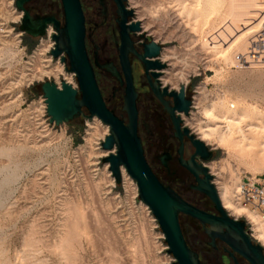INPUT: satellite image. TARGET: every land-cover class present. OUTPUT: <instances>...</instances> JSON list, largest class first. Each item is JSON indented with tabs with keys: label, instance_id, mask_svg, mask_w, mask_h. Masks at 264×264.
Returning <instances> with one entry per match:
<instances>
[{
	"label": "rangeland",
	"instance_id": "obj_1",
	"mask_svg": "<svg viewBox=\"0 0 264 264\" xmlns=\"http://www.w3.org/2000/svg\"><path fill=\"white\" fill-rule=\"evenodd\" d=\"M199 1L127 0V7L162 48L160 61L166 68L161 83L176 92L185 89L191 109L181 119L213 154L208 167L217 193L225 187L229 206L240 207L235 197L243 179L264 181V70L240 69L234 57L246 51L262 24L241 37L232 28L251 10L252 0ZM14 3L0 0V264H172L135 183L127 176L116 185L102 163L114 153L101 148L106 126L83 116L58 127L49 124L40 86L65 81L76 89L77 83L49 55L51 33L32 39L18 30L21 13ZM85 3L86 14H91L93 3ZM51 5L55 11L61 7L59 0ZM92 31L90 22L87 35ZM92 40L87 44L90 55ZM98 84L108 107L122 114L123 93L113 96L114 80L100 73ZM148 105L141 97L140 119ZM150 109H156L154 103ZM223 118L240 119L231 127V139L220 142L217 135H203L212 130L224 134ZM238 127L252 139L244 147L229 142H238ZM138 136L157 177L184 199L195 200L161 171L156 146L141 130ZM226 212L245 222L246 213ZM179 222L191 243L189 218L180 216ZM246 227L254 235L253 225Z\"/></svg>",
	"mask_w": 264,
	"mask_h": 264
},
{
	"label": "water",
	"instance_id": "obj_2",
	"mask_svg": "<svg viewBox=\"0 0 264 264\" xmlns=\"http://www.w3.org/2000/svg\"><path fill=\"white\" fill-rule=\"evenodd\" d=\"M29 1L15 0V9L22 15L18 30L32 39H41L45 36L47 27L52 26L54 34L51 41L54 46L49 55L61 64L67 61L68 67L65 71L74 74L77 83V89L64 81L60 83V88L54 82H44L40 86L49 124L58 127L83 116L87 120L95 117L109 128L101 148L103 151L114 153L104 157L102 163L109 164V172L116 185L121 183V167L135 183L140 202L155 219L167 246V254L174 259L172 264H202L198 255L185 241L179 222L180 216L193 219L203 227L208 226L206 234L212 241L215 238L220 239L249 264H264L263 247L255 243L245 231V222L229 216L220 202L215 186L211 183L212 177L207 168L194 162L195 157L202 162H208L213 154L202 141L191 135L187 128H183L181 133V115H189L191 102L186 99L184 87H180L178 92L169 91L157 81L166 66L160 62L161 46L153 40L143 46L139 57L146 74L149 73L155 80L154 85L150 84L151 92L167 113L175 136L180 141L182 136H187L195 148L191 165L183 163L181 159L180 165L193 175L197 183L195 190L209 198L219 217L194 208L173 189L161 184L147 163L142 141L137 133V94L132 84L126 55V46L130 45L127 30L132 33L142 30L139 22L126 27L127 17L133 16V12L126 11L123 5L126 0H114L117 13L121 17L119 59L124 80L112 64L99 66L96 59L93 65L90 63L85 47V20L79 0H59L64 14L62 27L53 17L33 18L24 7ZM95 67L105 70L120 85L125 83L122 111L127 116L126 120L120 119L106 107L95 78ZM165 98L171 99V102ZM83 110L87 115H83ZM161 163L166 166V159H161ZM199 175L203 176L202 180Z\"/></svg>",
	"mask_w": 264,
	"mask_h": 264
},
{
	"label": "flooded vegetation",
	"instance_id": "obj_3",
	"mask_svg": "<svg viewBox=\"0 0 264 264\" xmlns=\"http://www.w3.org/2000/svg\"><path fill=\"white\" fill-rule=\"evenodd\" d=\"M81 4V8L83 10L84 20H85V47L87 56L89 58L90 63L94 64V59L99 66H103L105 64H112L116 71L123 78V72L120 64V47H121V38H120V27L119 22L121 21V17L117 13V5L114 0H79ZM85 1H89L93 3L94 10H92L91 14H86L87 8L85 6ZM52 0H30L26 5H24L25 9L30 12V15L33 18H43V17H53L56 21H58L63 26L64 23V14L62 7H58L56 11L52 8ZM126 11H132L127 7V0L123 3ZM91 10V9H90ZM22 15L20 17V20ZM90 22H92V35H87V26ZM138 21L134 20V14L132 17H127L126 27L136 23ZM47 27L45 38L47 36ZM142 30V28H141ZM54 33L50 34L51 36ZM129 46H126V55L128 66L130 70V75L132 78V84L137 94L136 99V107L138 111V129L141 130L148 139V141L152 142V146H156L158 155L156 156V161L159 165L161 171L166 175V177L173 178L175 183L179 188L185 190L187 193L191 194L195 197V200L184 199L178 190H174L183 200L189 203L194 208L212 216L219 217L216 212L214 205L211 203L208 197L202 195L197 192L195 188L197 187V183L191 175V173L180 165V159L183 163H188L191 165V158L195 154V148L193 147L191 141L187 136H182L181 141L175 136V130L170 122V119L167 113L163 110L161 105L157 102L155 97L153 96L150 84L154 85L155 80L145 72V67L143 63L140 61L139 57L142 54V48L145 44L149 43L152 39L145 34L142 30L141 32L132 33L127 30ZM94 37V41L92 40L93 51L92 54H89L88 51V41L91 40V37ZM162 51V48H161ZM160 51V55H161ZM161 62V61H160ZM65 68L68 66V62L65 61L63 64ZM95 78L98 84V74H104L109 77L111 75L107 73L103 69L94 68ZM163 72V71H162ZM161 72V76H162ZM112 78V77H111ZM161 78V77H160ZM160 78L157 80L161 83ZM116 83L117 87L114 89V95L125 88V83L120 85L114 78H112ZM99 87V84H98ZM168 88V87H167ZM100 89V87H99ZM169 91H173L168 88ZM101 95L103 97L102 91L100 89ZM176 92V91H175ZM124 97V93H123ZM141 97H145L148 102L149 109L146 111V115L143 118H139V100ZM167 101L171 102V99L165 98ZM103 100L105 102L106 107L109 109L107 102L104 97ZM154 103L156 107L155 110L150 109V106ZM123 107V106H122ZM113 111L112 109H109ZM114 112V111H113ZM115 113V112H114ZM84 115V113H83ZM120 119H125L126 116L122 111V114L117 115ZM85 116V115H84ZM166 118H168L169 126L166 123ZM186 128L182 124V129ZM191 134V132H190ZM192 135V134H191ZM161 159H166V166H163L161 163ZM213 156L208 162H202L198 157L194 158V162L197 165H201L202 167L207 168L208 174L212 177L211 183L214 184V175L211 174L210 168L208 165L212 163ZM199 179L202 180L203 176L199 175ZM169 187V186H168ZM216 188V187H215ZM217 191V189H216ZM218 194V193H217ZM219 196V194H218ZM230 216V215H229ZM231 217V216H230ZM191 224V232L193 241L189 243V241L185 238L188 246L191 250L196 253L199 257V260L202 264H209V261L213 264H249L245 261L241 256L234 253L223 241L218 238H215L212 241L209 236L206 234V231L209 230V227H203L199 224V222L190 219ZM245 231L249 234L247 227H245ZM253 238V237H252Z\"/></svg>",
	"mask_w": 264,
	"mask_h": 264
},
{
	"label": "bare ground",
	"instance_id": "obj_4",
	"mask_svg": "<svg viewBox=\"0 0 264 264\" xmlns=\"http://www.w3.org/2000/svg\"><path fill=\"white\" fill-rule=\"evenodd\" d=\"M133 3L135 4L134 1H133ZM199 3H200V1H199ZM261 3H263V2H261V0H252V3L250 5L251 10L248 12V14L244 15L241 18V22L239 24H236L235 27L232 28L233 31H235L239 36L242 37L244 34L251 35V34L255 33L256 28H258L262 24V22H263V14H262L261 11H263L264 9L260 11L259 8L262 7ZM204 5H206V4H204ZM147 24H149V23H147ZM47 32H48V34L49 33H54V30H53L52 26H49ZM53 46H54V43H53ZM42 49L43 48H40L36 53H40L42 51ZM59 71H60V73L62 72L61 69ZM65 72H67V71H65ZM69 74H71V76H74V74H72V73H69ZM74 78H75V76H74ZM170 78H171V76H170ZM168 81H171V80L168 79ZM58 88H60V86H58ZM125 116H126V114H125ZM126 118H127V116H126ZM126 118L124 120H126ZM95 119H97V118H95ZM223 119H224V123H225L224 125H225V128H226V132L224 134H221V132H219L218 130H212V131H209V133L207 131H205L203 133V135H211V134L212 135H217L218 140L220 142H222V141H224L225 139H228V138L231 139L232 138L231 136L234 134L232 132V130H231L232 129L231 127H234V126H232L233 123L234 122L238 123L237 121H239L240 119H238L237 121L234 120V119L233 120H229L228 118H223ZM223 119H221V120H223ZM97 121H99V120L97 119ZM106 129L109 130V128L107 126H106ZM238 129H239L238 130V139H239L238 142H235L234 140H231V141L229 140V142L234 147H237L238 145H242L244 147L252 139H250V137H246L244 132H242V130L239 127H238ZM244 143H245V145H243ZM106 165H108V171H109V164H106ZM110 175H111V173H110ZM127 176H128V174L126 173L125 169L123 167H121L120 168L121 180L128 179L129 176L128 177ZM111 177H112V175H111ZM219 196H220L219 197L220 202H221L223 208L225 209V211H228L229 213H232V215H234V216H239L242 213H246V215L248 216L249 220L251 221V224L253 225L254 235H252V237H253L252 239H254L255 242H258V244H260L263 247V249H264V217H263L264 213L262 212V210H254L253 213L252 212L248 213V212L244 211L243 209H241L238 206H229V203H230L229 200H228L229 193H228V189H226L225 187H224L223 192L220 193Z\"/></svg>",
	"mask_w": 264,
	"mask_h": 264
},
{
	"label": "built area",
	"instance_id": "obj_5",
	"mask_svg": "<svg viewBox=\"0 0 264 264\" xmlns=\"http://www.w3.org/2000/svg\"><path fill=\"white\" fill-rule=\"evenodd\" d=\"M262 6L264 7V0ZM262 14V31L250 38L244 53L234 57V62L240 69L256 68L264 70V10ZM235 200L248 213H253L254 210H262L264 213V181L262 183H256L247 178L243 179ZM243 218L246 226L252 225L247 215ZM249 235L252 238L250 233ZM172 263H174V259Z\"/></svg>",
	"mask_w": 264,
	"mask_h": 264
},
{
	"label": "trees",
	"instance_id": "obj_6",
	"mask_svg": "<svg viewBox=\"0 0 264 264\" xmlns=\"http://www.w3.org/2000/svg\"><path fill=\"white\" fill-rule=\"evenodd\" d=\"M110 109V108H109ZM152 170V169H151ZM153 172V171H152ZM154 173V172H153ZM155 174V173H154ZM155 176L157 177V175L155 174ZM158 178V177H157ZM158 180L160 181L161 184H163L164 186L168 187L164 182H162L159 178ZM172 189V188H171ZM183 233V232H182Z\"/></svg>",
	"mask_w": 264,
	"mask_h": 264
}]
</instances>
